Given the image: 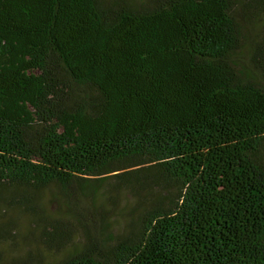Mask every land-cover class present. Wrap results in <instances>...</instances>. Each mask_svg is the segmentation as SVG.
I'll use <instances>...</instances> for the list:
<instances>
[{"label":"trees","instance_id":"obj_1","mask_svg":"<svg viewBox=\"0 0 264 264\" xmlns=\"http://www.w3.org/2000/svg\"><path fill=\"white\" fill-rule=\"evenodd\" d=\"M238 3L0 0V213L46 264H264V0ZM115 186L136 207L112 230L77 204Z\"/></svg>","mask_w":264,"mask_h":264},{"label":"rangeland","instance_id":"obj_2","mask_svg":"<svg viewBox=\"0 0 264 264\" xmlns=\"http://www.w3.org/2000/svg\"><path fill=\"white\" fill-rule=\"evenodd\" d=\"M243 2L246 0H242ZM240 0L238 11H242ZM254 22V21H253ZM247 21V27L250 28L251 36L264 30L261 24ZM250 54L248 49L241 52L240 60L246 65H250ZM41 206L44 213L53 217L64 218L71 210V206L66 203L62 193L55 186H50L43 190L40 195ZM135 200L128 192L115 186L111 188L110 198L90 196L83 202H78L77 207L82 208L83 213L91 214L93 217L107 216L112 221L111 229H120L126 218L133 214L132 207H136ZM134 205V206H133ZM3 212L0 213V222L7 228L6 234L0 235V264H30L29 255L32 250H38L42 254V264H46L52 257L58 256L59 250L46 253V249L41 246L38 230L30 225V214L22 207L17 205H4ZM131 210L133 211L131 213Z\"/></svg>","mask_w":264,"mask_h":264}]
</instances>
